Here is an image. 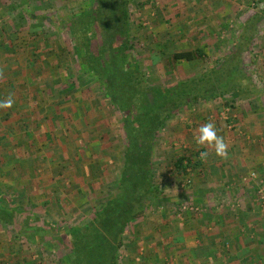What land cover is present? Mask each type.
Returning a JSON list of instances; mask_svg holds the SVG:
<instances>
[{"label":"rangeland","instance_id":"374dc122","mask_svg":"<svg viewBox=\"0 0 264 264\" xmlns=\"http://www.w3.org/2000/svg\"><path fill=\"white\" fill-rule=\"evenodd\" d=\"M140 1L145 0H135L136 4ZM89 2L0 0L9 4L7 17L18 10L16 22V18L6 21L0 16V100L9 94L15 100L12 108L0 109V189L7 199L32 212L41 234L55 226L90 221L115 191L124 164L122 116L94 78L85 74L77 89L64 90L72 79L70 72L77 75L80 65L73 42L57 21L67 20ZM136 4L132 21L137 30L131 32L136 59L150 82L167 86L219 66L246 20L257 13L262 16L251 48L243 52L247 76L240 94L179 110L157 138L153 181L163 194L150 201L144 218L129 225L121 264H178L169 251L173 245L169 234L162 232L163 239L156 236L159 224L168 223L165 228L172 234L175 221H201L211 216L206 213L218 214L211 199L206 200L205 191H213L223 182L227 186L219 172L237 168L235 160L245 140L249 147L264 137V129L251 128L255 121L264 124V0H152L150 5ZM26 9L45 14L51 23L30 21ZM4 37L11 40L14 46L10 50L15 54L9 56L4 51ZM35 45H46V51L52 48V66L36 63L30 67L21 61ZM197 47L204 49V58L171 63L173 52ZM207 122L215 124L228 144L229 161L195 142L198 128ZM201 151L209 152L206 160L199 158ZM181 153L200 161L190 166L188 174L174 171L173 161ZM257 179L245 175L241 181L255 188ZM22 237L11 226L0 224V264H34L38 254L36 263H61L62 248L59 255L53 254Z\"/></svg>","mask_w":264,"mask_h":264},{"label":"trees","instance_id":"16d2710c","mask_svg":"<svg viewBox=\"0 0 264 264\" xmlns=\"http://www.w3.org/2000/svg\"><path fill=\"white\" fill-rule=\"evenodd\" d=\"M151 2L145 0L136 4L135 0H90L88 5L71 13L67 20L61 18L57 21L62 33L73 42L80 65L77 75L70 72L72 79L67 81L64 90L77 89L85 74L94 78L102 94L122 116L125 142L124 164L115 191L94 212V217L81 225L55 226L41 234L35 225L38 223L32 219V212L13 202V199H7L0 189V224L11 226L17 235L53 254L59 255L62 248L60 264H121L120 253L129 225L144 218L150 201L163 194L153 181V165L157 138L168 121L187 106L216 101L242 91L247 76L243 52L251 48L261 21L260 14L246 20L240 37L219 66L212 67L201 76L167 86L150 82L148 75L141 70L136 59L135 39L131 36V32L137 30L132 21L134 4L145 6ZM7 8L9 4L0 3V16L6 21L16 18V22L18 10L13 11V17H7ZM26 10L30 21L45 24L52 21L41 12ZM13 46L11 40L4 37L3 48L9 56L15 54L10 50ZM44 47L35 45L29 50V56L24 61L20 58L21 61L30 67L36 63L52 66L55 59L53 57L49 61L52 48L46 51L48 49ZM205 56L204 49L197 47L195 50L173 52L171 63ZM81 110H84L83 106ZM194 157L177 154L173 161L174 171L179 175L188 174L190 166L195 162L199 165L200 161H195ZM39 256L35 255L34 264H39L36 263Z\"/></svg>","mask_w":264,"mask_h":264},{"label":"crops","instance_id":"0c3cea01","mask_svg":"<svg viewBox=\"0 0 264 264\" xmlns=\"http://www.w3.org/2000/svg\"><path fill=\"white\" fill-rule=\"evenodd\" d=\"M255 125L252 130L264 129L263 123L257 125L255 121ZM248 144L245 140L241 145L235 160L236 169L219 172L222 179L226 178L227 186L223 182L213 191H205L206 200L211 199L212 206L215 205L213 210L220 211L218 214L213 215L207 208L209 213L206 215L211 216L204 220L175 221L172 234L166 230L168 223H160L159 228L157 224L156 236L162 238L164 231L165 235L169 234L173 242L169 251L178 259V264H264V212L257 187L261 181L264 183V137L256 145L246 147ZM223 160L229 161V157ZM255 169L258 179L254 188L241 179ZM146 252L149 253V249Z\"/></svg>","mask_w":264,"mask_h":264},{"label":"clouds","instance_id":"9594fccd","mask_svg":"<svg viewBox=\"0 0 264 264\" xmlns=\"http://www.w3.org/2000/svg\"><path fill=\"white\" fill-rule=\"evenodd\" d=\"M3 76V71L0 70V77ZM15 103L12 94H9L5 99L0 100V109H10ZM197 145H206L209 149L213 150L216 156L221 158L228 157V144L223 136L218 135L216 126L213 122H207L202 124L198 128V134L194 137ZM209 156V152L201 151L199 158L206 160Z\"/></svg>","mask_w":264,"mask_h":264},{"label":"built area","instance_id":"2783aa9c","mask_svg":"<svg viewBox=\"0 0 264 264\" xmlns=\"http://www.w3.org/2000/svg\"><path fill=\"white\" fill-rule=\"evenodd\" d=\"M258 175L256 171H252L249 175L250 179H257ZM245 180H247V178H245ZM257 187H259V203L261 206V210L264 212V183L262 184V181L259 185H257Z\"/></svg>","mask_w":264,"mask_h":264}]
</instances>
